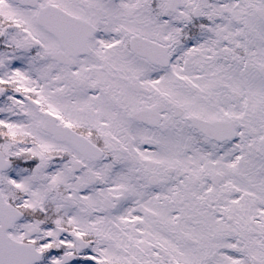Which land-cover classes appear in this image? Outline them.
<instances>
[{
	"label": "snow or ice",
	"instance_id": "6c2138e0",
	"mask_svg": "<svg viewBox=\"0 0 264 264\" xmlns=\"http://www.w3.org/2000/svg\"><path fill=\"white\" fill-rule=\"evenodd\" d=\"M0 264H264V0H0Z\"/></svg>",
	"mask_w": 264,
	"mask_h": 264
}]
</instances>
